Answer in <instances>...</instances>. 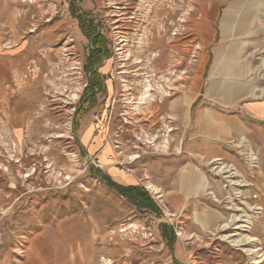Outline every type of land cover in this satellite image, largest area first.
<instances>
[{"label": "rangeland", "instance_id": "rangeland-1", "mask_svg": "<svg viewBox=\"0 0 264 264\" xmlns=\"http://www.w3.org/2000/svg\"><path fill=\"white\" fill-rule=\"evenodd\" d=\"M20 2L5 37L24 50L27 96L0 118V264H264V164L249 159L264 160V151H245L237 134L219 140L227 159L202 166L207 196L175 213L173 182L159 165L173 133L127 147L132 127L142 132L132 106L144 92L143 62L175 69L171 80L159 78L173 94L179 76L184 91L190 74L203 75L200 52L197 68L191 63L204 0ZM73 3L85 26L73 18ZM89 22L109 54L98 68L95 99L85 98L95 29ZM198 86L194 110L207 103L205 84ZM98 168L118 185L144 188L156 210H138L95 174Z\"/></svg>", "mask_w": 264, "mask_h": 264}, {"label": "crops", "instance_id": "crops-1", "mask_svg": "<svg viewBox=\"0 0 264 264\" xmlns=\"http://www.w3.org/2000/svg\"><path fill=\"white\" fill-rule=\"evenodd\" d=\"M20 10V0H0V118L13 115L27 96L22 81L24 50L5 37L6 22L15 21ZM194 27L195 58L190 63L198 65L200 52L203 75L195 71L191 78L190 74L191 86L184 91L179 76L180 92L173 94L159 78L171 80L174 68L167 67V62H143L144 92L132 106V113L136 111L132 120H140L142 132L133 126L132 135L127 136V147L134 148L146 137L173 133V143L168 140L165 145L168 156H161L159 165L171 176L174 204L170 211L175 213L184 212L193 199L207 196L210 183L202 166L227 159L224 149L219 151L215 145L219 140L231 142L237 134L245 151H264V0H204L198 5ZM11 33L15 37V29ZM199 84H205L207 103L194 110ZM160 124L166 128L158 131ZM249 159L264 164L263 159Z\"/></svg>", "mask_w": 264, "mask_h": 264}, {"label": "trees", "instance_id": "trees-1", "mask_svg": "<svg viewBox=\"0 0 264 264\" xmlns=\"http://www.w3.org/2000/svg\"><path fill=\"white\" fill-rule=\"evenodd\" d=\"M72 5L73 6H71V14L73 18L77 19L82 26H85L87 24V21L85 20L84 14L80 13L79 10H77V8L75 7L76 5L74 3ZM90 24H91L90 27L92 26L95 29L91 30L92 34L89 36V39L92 43V48L90 50V53L88 55L87 61L84 66V71L87 72V78H88V87L85 90V98L89 96L95 99L98 92L97 87L101 88L102 86L98 68L103 62L102 61L103 58H109V54L103 48L104 47L102 44L103 41L100 36V33L97 32L96 26H93L92 23ZM103 173L104 172L99 168L95 170V174L100 177L102 176L101 178L103 179V181L114 192L122 195L123 198H125L130 204H132L138 210L141 209H149L153 211L156 210L153 202L150 200L147 201V199H149V194L145 191L144 188L140 186L124 187L122 185H118L112 180L110 176ZM170 233L171 234L168 237H170V239L172 238L174 239V232H172V229H170Z\"/></svg>", "mask_w": 264, "mask_h": 264}, {"label": "bare ground", "instance_id": "bare-ground-1", "mask_svg": "<svg viewBox=\"0 0 264 264\" xmlns=\"http://www.w3.org/2000/svg\"><path fill=\"white\" fill-rule=\"evenodd\" d=\"M138 237V236H137Z\"/></svg>", "mask_w": 264, "mask_h": 264}]
</instances>
